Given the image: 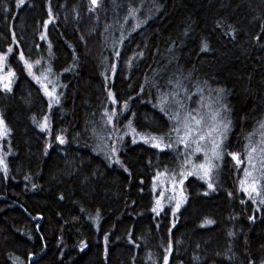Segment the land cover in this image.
<instances>
[{
  "label": "trees",
  "instance_id": "trees-1",
  "mask_svg": "<svg viewBox=\"0 0 264 264\" xmlns=\"http://www.w3.org/2000/svg\"><path fill=\"white\" fill-rule=\"evenodd\" d=\"M90 7L91 0H51L50 16L49 0H0V52L8 55L6 70L16 73L12 92L0 89V113L12 130L7 175L0 169V264H163L166 256L168 264H260L264 205L239 190L244 167L225 156L217 192L190 177L187 203L173 215L166 199L157 215L151 209L164 176L154 177L165 167L178 169V150L161 152L127 135L117 145L125 171L105 158L99 133L105 107L122 108L111 104V89L129 102L121 132L131 120L138 132L163 134L171 122L154 105L173 74L192 73L225 90L232 120L227 145L244 159L248 134L264 121V0H102V8ZM130 8L137 11L124 23L128 38L117 44V61L112 44ZM205 39L208 52L201 51ZM21 50L40 82L19 59ZM141 51L144 56L128 66ZM45 77L60 93L51 109L41 86ZM45 115L47 132L37 126ZM206 219L215 223L206 225Z\"/></svg>",
  "mask_w": 264,
  "mask_h": 264
},
{
  "label": "snow or ice",
  "instance_id": "snow-or-ice-1",
  "mask_svg": "<svg viewBox=\"0 0 264 264\" xmlns=\"http://www.w3.org/2000/svg\"><path fill=\"white\" fill-rule=\"evenodd\" d=\"M18 3L23 5L25 0H18ZM91 5L94 7H90L89 11L94 12L97 8H102V0H91ZM48 10L51 16V0H49ZM136 11L135 8H130L128 10L127 16H125L119 29V40H114L112 44L114 57L117 61H119L121 55L120 51L117 49V44L123 45L124 40L128 38L125 35L124 23L127 22L128 16H135ZM97 19H99V17H97ZM47 23L51 24L52 19H49ZM140 23V21H137L135 25L131 26L132 30L139 27ZM108 27L110 26L106 24L105 31H107ZM45 38V34H42L40 37L41 40ZM233 38H235V31L233 32ZM256 39L259 41L260 37L257 36ZM51 46V42L49 41L48 48L51 49ZM37 47L39 46L37 45ZM201 51H210V45L206 39L202 42ZM11 52L12 49L9 48L8 53ZM143 56L144 53L142 51L138 52L132 59L127 60L128 66H131L133 60L137 57L142 58ZM19 59L24 62L25 67L29 70V73L33 75L34 79L40 82V77L32 73L33 64L25 57L23 50L19 52ZM7 61L8 55L0 52V89L6 93H11L13 79L16 77V73L14 70L8 71L6 74L4 73L3 70L6 67ZM35 63L40 64L41 60L36 59ZM116 67V63L111 65V77H115ZM65 70L67 71V69ZM48 71L51 72V68H49ZM46 78L47 77H45V79ZM105 79H109V76L106 75ZM167 86H169V90L160 93V103L154 105V107H158L171 123L168 130L158 136L148 132H138L131 120L124 125L127 130L121 132L118 128L120 117L123 116L124 112L129 110V102L128 100H124L123 102L119 101L116 93L111 89L108 90L107 95L112 105L122 103V108L119 112L116 108L109 110L105 107L102 117L104 126L112 125V128L107 132V139L112 140L113 143L111 145H104V147L108 149L105 153V158L109 163H118L127 171L126 166L119 159L117 145L130 133L133 137V143L136 142L135 137L139 135L140 139L145 144H150L152 148L158 149L161 152L169 148L179 150L182 145L183 150L180 152L182 163L178 169L169 171V169L165 167L163 171L158 170L154 180L158 179L160 176L167 177L168 180L171 181V191L175 193L179 185V190L183 193L184 182L188 180L189 177H196L206 182L207 189L212 192H217L218 186L213 180L214 173L218 174V170L222 167L225 156H230L237 166L246 164L243 171V178L239 181V190L246 193L248 199L254 204L264 205V134H262L260 142L259 155H254L258 153V147L252 146L251 136H249V144L246 145L245 159H241V154L239 152L230 151L229 146L225 143L227 134L231 130L232 120L229 115V105L224 102L225 90L223 88H213L207 81L194 80L192 73L185 74L184 72H179L178 76L173 74V78L167 81ZM159 87L160 86L157 85L158 89ZM193 88L194 91H192ZM43 89L44 94L49 98V109H51L53 103L57 105L60 104V96L55 92V85H53L52 90H49L48 84L45 83ZM140 91L143 92L144 89L141 88ZM193 96L197 97L195 101L192 99ZM205 107L208 109L207 112L203 111ZM131 115L134 116L135 113H131ZM37 126L42 131H50L48 116L45 115L42 122H37ZM260 128L264 129V122L260 123ZM11 131L4 116L0 114V140L8 137ZM56 139L60 144L66 142L63 135H58ZM48 146L51 147V144ZM0 148H2V145H0ZM197 154H202V160L194 159ZM257 163L259 167H257ZM0 169L7 175L8 164L3 159V156H0ZM162 183L165 184L166 188V182ZM32 187L35 189L37 185L33 184ZM203 194L208 195V192L205 191ZM227 195L231 197L233 194L232 192H228ZM60 199H64V197L61 196ZM163 200L164 197L159 196L156 200V206L153 207L151 211L157 213V215L159 212H162L164 210L162 204ZM173 200L175 201L173 209L174 215L175 212H179L183 203H187V197L182 195L180 199H176L175 195H173L170 197L169 203H172ZM245 202L246 201L243 200L241 201V203ZM249 219L255 221L256 216L253 214L249 216ZM204 223L206 225H212L215 221L206 219ZM174 226L173 224V227ZM37 227H39V225H37ZM229 235H235V233L230 232ZM104 240L105 252L107 253V235H105ZM133 243H135V241H133ZM197 247H199V245H197ZM166 251H168V255L170 256L171 245H169ZM194 259L200 261L199 256H195ZM229 259H231V257H229ZM163 264H168V256L164 258ZM249 264H256V262L249 259ZM260 264H264V261H261Z\"/></svg>",
  "mask_w": 264,
  "mask_h": 264
},
{
  "label": "rangeland",
  "instance_id": "rangeland-1",
  "mask_svg": "<svg viewBox=\"0 0 264 264\" xmlns=\"http://www.w3.org/2000/svg\"><path fill=\"white\" fill-rule=\"evenodd\" d=\"M4 73L6 74L8 71L6 70V67L4 68ZM42 82H44L41 86H42V88H43V85L45 84V83H47L48 84V87H49V90H52L53 89V85L51 84V82L50 81H48V80H45V78H44V80H42ZM44 90V89H43ZM55 92H56V94L57 95H59L60 96V93H58V89L55 87ZM48 98V97H47ZM49 99V98H48ZM54 105H56L55 103H53L52 104V106H54ZM110 110V109H109ZM118 111V110H117ZM203 111L204 112H207L208 111V109L205 107L204 109H203ZM1 114V113H0ZM264 122V121H263ZM100 129H101V133H99V138H100V140L102 141H105V144H107L108 145V143L110 142L111 144L113 143V141L112 140H110V139H107V132H108V130L109 129H111L112 128V125H106V126H104L103 125V121L102 122H100ZM118 128H119V125H118ZM120 129V128H119ZM121 130V129H120ZM124 131H126V130H124ZM231 132H232V127H231V130L229 131V133L227 134V138H226V141H225V143L227 144L228 143V141H229V138H230V135H231ZM131 134V133H130ZM129 134V135H130ZM262 134H264V129H261L260 128V124L257 126V127H255L249 134H248V136H247V139H246V144H245V151H246V145H248L249 144V139H248V137L249 136H251V141H252V146H256V147H258V153H256V154H254V155H259V147L261 146L260 145V142H261V138H262ZM126 137V136H125ZM124 137V138H125ZM9 138V136L8 137H6V138H4L3 140H0V145H2V148H0V156H3V159L5 160V162H7V160H8V155H9V149H8V146H7V139ZM102 138H104V139H102ZM183 150V146L181 145L180 146V148H179V150H178V152H179V154H180V152ZM181 156V155H180ZM194 159H196V160H202V154H197V156L194 158ZM244 159H245V156H244ZM181 161H182V157H181ZM241 167H246V164L245 165H240ZM257 167H259V164L257 163ZM244 170V169H243ZM215 177H216V174L214 173V176H213V180L215 181ZM242 177H243V175H242ZM190 178V177H189ZM196 178V177H195ZM198 179V178H197ZM200 182H204L205 184H206V182L205 181H203V180H200V179H198ZM162 182H166V184H167V187L165 188V184L164 183H162ZM185 183V182H184ZM206 186H207V184H206ZM179 185L177 186V190L175 191V193H173L172 191H171V181H169L168 180V178L167 177H164L163 179L162 178H159V182H158V184H157V186H156V188H155V193H156V200H157V198L159 197V196H163L164 197V200L162 201V204H163V206L166 204V199H167V201H168V203H169V199H170V197L171 196H173V195H175V197H176V199H180L181 198V196L183 195L184 196V191H183V193H181V191L179 190ZM183 189H184V185H183ZM209 190V189H208ZM209 191H211V190H209ZM212 192V191H211ZM245 194V196H246V198L248 199V196H247V194L246 193H244ZM249 200V199H248ZM174 204H175V201L173 200L172 201V203H169V205H167L168 207H173L174 206ZM174 208V207H173Z\"/></svg>",
  "mask_w": 264,
  "mask_h": 264
},
{
  "label": "water",
  "instance_id": "water-1",
  "mask_svg": "<svg viewBox=\"0 0 264 264\" xmlns=\"http://www.w3.org/2000/svg\"><path fill=\"white\" fill-rule=\"evenodd\" d=\"M40 219H41V218L38 217L37 219H33V221H34L35 223H37Z\"/></svg>",
  "mask_w": 264,
  "mask_h": 264
}]
</instances>
